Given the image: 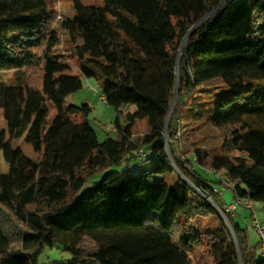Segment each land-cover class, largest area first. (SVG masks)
I'll list each match as a JSON object with an SVG mask.
<instances>
[{
    "label": "trees",
    "instance_id": "trees-1",
    "mask_svg": "<svg viewBox=\"0 0 264 264\" xmlns=\"http://www.w3.org/2000/svg\"><path fill=\"white\" fill-rule=\"evenodd\" d=\"M49 1L0 0V72H14L0 80L4 264H38L54 246L69 256L52 264H194L197 250L195 264H264L259 241L248 244L213 191L222 172L234 198L264 204V0H70L73 15L59 27L79 74L55 51L60 36ZM177 60L170 155L224 212L238 249L220 214L166 152ZM82 77L98 80L115 111L116 137L98 139L88 103H65ZM214 80L228 88L207 110L213 124L226 127L221 152L196 147L193 159L182 157L175 140L181 110ZM139 120L148 129L133 138ZM23 134L35 160L12 144ZM208 217L214 227L195 225Z\"/></svg>",
    "mask_w": 264,
    "mask_h": 264
},
{
    "label": "rangeland",
    "instance_id": "rangeland-1",
    "mask_svg": "<svg viewBox=\"0 0 264 264\" xmlns=\"http://www.w3.org/2000/svg\"><path fill=\"white\" fill-rule=\"evenodd\" d=\"M82 1L87 4L101 3V0ZM49 7L54 13L53 27L60 36V44L56 47L55 51L56 53L64 54V59L70 67V70L68 71L70 74H79V70L75 65L74 57L69 51L65 38L61 33V29L59 27L60 21L63 17H70L73 15L71 2L70 0H50ZM13 76L14 72L11 70L0 72V80L10 81ZM36 78L37 72H31V79L35 80ZM82 83V88L68 95L65 99V103H72L76 105H80L81 103H88L91 109L88 118L97 134L98 139L102 141L106 136H110L113 138L116 137V132L113 128L115 111L111 106L107 105L104 102V99L101 95V89L98 80L95 77H82ZM217 92L225 95L228 93V88H223V85L219 81L214 80L212 82L200 86L198 89L195 90L193 96H190L186 100L180 113V117L178 120V131L175 136L177 145L176 147L177 150L180 151L182 157L193 159V150L196 147L204 148L211 154L221 152L222 139L225 135L226 127H219L213 124L209 120L207 112L210 100L213 95ZM4 127L5 121L0 116V128ZM147 129L148 127L144 120L137 121L133 129V138H136L137 136H140L141 134L145 133ZM12 144L14 146L19 147L28 158L35 160L36 156L32 147L25 141V134L13 141ZM145 163L146 162H143L141 163V165L143 164V166H145ZM151 164L152 161L150 165ZM141 165L140 163L137 164V166L132 165L131 168L138 170ZM114 168L117 169L118 167ZM6 170L7 164L3 159L2 152L0 151V173L6 172ZM215 175L216 176L214 177L219 181V184H215V187L221 191L223 199L235 201L232 189L226 186L223 173L218 172L215 173ZM166 179L170 180V175H166ZM215 195L219 199V193L215 192ZM249 203L254 209V216L256 217V219L262 221L264 219V204L256 201H250ZM231 213L232 212H230V214ZM251 215L252 211L250 208L238 206L236 210L238 223L243 229H245L247 233L248 244L250 246H253L259 241V236L251 225ZM215 223V217L199 218L195 221V225L200 229L212 228L214 227ZM199 254L200 252L197 250L192 255L194 264L197 263L199 259ZM68 256V252L64 251L63 249L57 246L46 248L39 255L38 264H52L53 260L67 258ZM4 263V259L0 257V264Z\"/></svg>",
    "mask_w": 264,
    "mask_h": 264
},
{
    "label": "water",
    "instance_id": "water-1",
    "mask_svg": "<svg viewBox=\"0 0 264 264\" xmlns=\"http://www.w3.org/2000/svg\"><path fill=\"white\" fill-rule=\"evenodd\" d=\"M224 0H222L221 2H220V4H222V2H223ZM219 4V5H220ZM210 15V13L209 14H207L206 16H204L203 18H201L195 25H193L191 28H190V30H189V32H188V34L191 32V30H193V28L200 22V21H202V20H204L206 17H208ZM187 34V35H188ZM186 35V36H187ZM185 40H186V37L183 39V41H182V43H181V45H180V49H179V51H181V49H182V47H183V44H184V42H185ZM178 60H177V63H176V76H177V79H176V84H175V91H174V95H173V98H172V101H171V106H170V109H169V112H168V115H167V119H166V125H165V133H164V142H165V145H166V152H167V154H168V156H169V158H170V160H171V162H172V164H173V166H174V168H175V170L177 171V173L180 175V177L186 182V183H188L192 188H194L196 191H198L203 197H205V199L217 210V212L220 214V216L222 217V219L224 220V222L226 223V225L228 226V228H229V230H230V232H231V234H232V237H233V239H234V242H235V244H236V246H237V249H238V244H237V240H236V237H235V234H234V232H233V230H232V227H231V225H230V222L227 220V218L225 217V215H224V213H223V211L222 210H220L218 207H217V205L214 203V201L212 200V198L211 197H209V196H207V195H205V194H203V193H201L191 182H189L181 173H180V171L177 169V167L175 166V164H174V162H173V160H172V157H171V155H170V151H169V149H168V146H167V134H166V130H167V123H168V120H169V117H170V114H171V111H172V109H173V106H174V103H175V101H176V97H177V93H178ZM238 252H239V250H238Z\"/></svg>",
    "mask_w": 264,
    "mask_h": 264
},
{
    "label": "built area",
    "instance_id": "built-area-1",
    "mask_svg": "<svg viewBox=\"0 0 264 264\" xmlns=\"http://www.w3.org/2000/svg\"><path fill=\"white\" fill-rule=\"evenodd\" d=\"M145 151L143 150V148H139L136 152L135 155L138 159H141L143 156H145ZM90 186H92V184H90ZM214 192H218V189L216 187L213 188ZM250 201L245 199V198H235V201L227 204L224 206V210L226 212H233L236 210V208H238V206H244L247 208H250L252 211V215H251V225L254 228V230L257 232L258 236H259V251L258 254L261 257H264V221H259L258 219H256V217L254 216V209L253 207L250 205L249 203Z\"/></svg>",
    "mask_w": 264,
    "mask_h": 264
},
{
    "label": "crops",
    "instance_id": "crops-1",
    "mask_svg": "<svg viewBox=\"0 0 264 264\" xmlns=\"http://www.w3.org/2000/svg\"><path fill=\"white\" fill-rule=\"evenodd\" d=\"M218 193H219V201H220V203L222 204L223 207H224L225 205L231 203L232 200H224V199H223V197H222L223 195H222V193H221L220 190H218ZM232 202H233V201H232ZM236 210H237V208H236ZM236 210L233 211L231 214H232V216H233V218H234V221H235L236 223H238L237 216H236ZM262 221H264V219H263ZM238 224H239V223H238Z\"/></svg>",
    "mask_w": 264,
    "mask_h": 264
}]
</instances>
